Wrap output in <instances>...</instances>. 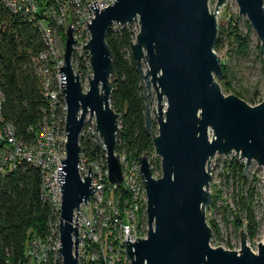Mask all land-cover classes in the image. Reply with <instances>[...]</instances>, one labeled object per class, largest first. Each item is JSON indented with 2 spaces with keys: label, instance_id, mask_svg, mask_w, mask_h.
I'll list each match as a JSON object with an SVG mask.
<instances>
[{
  "label": "water",
  "instance_id": "1",
  "mask_svg": "<svg viewBox=\"0 0 264 264\" xmlns=\"http://www.w3.org/2000/svg\"><path fill=\"white\" fill-rule=\"evenodd\" d=\"M226 0H216L215 10ZM259 39L264 58V0H235ZM209 0H115L99 9L88 6L93 18L90 38L83 45L92 75L83 89L72 64L75 39L66 29L63 65L59 67L62 93L67 106L66 156L60 159L57 180L61 191L58 256L61 264L78 263L77 215L74 210L92 194L91 172L83 179L78 164L79 135L86 118H94L97 142L106 151L108 179L122 181V168L115 152L120 137L118 114L111 108L114 65L106 41L114 25L138 22L130 52L144 89V126L151 134L160 158L159 177H154L147 154L138 157L139 173L146 191V237L125 240L130 264H264V232L254 252L240 229L239 251L210 245L211 227L205 210L210 205L209 164L217 155L244 160V173L251 161L262 167L264 190V98L249 105L234 94L224 95L217 80L223 77L214 50L218 23ZM144 65V66H143ZM152 86L157 99V133L152 129L146 96ZM151 96V95H150ZM152 100V98H151ZM153 104V103H152ZM211 131V137H209Z\"/></svg>",
  "mask_w": 264,
  "mask_h": 264
},
{
  "label": "built area",
  "instance_id": "2",
  "mask_svg": "<svg viewBox=\"0 0 264 264\" xmlns=\"http://www.w3.org/2000/svg\"><path fill=\"white\" fill-rule=\"evenodd\" d=\"M95 1L101 9L115 0H53L48 4H41V0H0L8 11L36 28L44 46L31 56V67L45 103L39 121L29 127L32 137L28 141L21 140L14 125L4 118V97L0 89V177L17 170L24 163L34 167L41 177V199L51 211L45 233L30 238L25 245L26 264H46L51 256L60 259L57 250L60 244L61 189L57 173L61 169L60 159L66 156L67 106L60 86L59 67L63 65L64 41L69 25L76 40L72 58L78 52L85 53L82 47L90 38L85 24H89L94 16L88 6ZM209 3L210 11H215L218 17L224 5L215 10V5L210 6ZM94 125V118H86L79 135L78 170L83 179L90 166L88 176L91 177L92 194L86 204L82 202L78 211L74 210L73 223L77 215L78 224V263L130 264L125 255V240L146 237L147 230L146 191L140 178L138 159H130L123 149L115 150L122 168V181L120 184L110 183L105 147L102 142H97L96 133L98 138L99 134ZM84 141L99 147L100 152L95 158L89 159ZM148 161L151 170L155 169L150 156ZM212 168L210 161L211 179ZM152 174L159 177L161 171L155 169Z\"/></svg>",
  "mask_w": 264,
  "mask_h": 264
},
{
  "label": "trees",
  "instance_id": "3",
  "mask_svg": "<svg viewBox=\"0 0 264 264\" xmlns=\"http://www.w3.org/2000/svg\"><path fill=\"white\" fill-rule=\"evenodd\" d=\"M50 1L53 0H41V4ZM232 27V44H236L238 53H246L248 36L240 34L236 23ZM225 29L224 22H218L215 51L224 45ZM136 33L128 25H117L106 34L114 65L109 103L118 114L120 124V137L115 150H125L132 160H137L142 154L150 156L153 150L151 134L144 126V87L130 52V43ZM43 47L36 28L0 3V89L4 97L2 111L4 118L14 125L17 135L23 141L32 137L29 127L37 124L45 103L31 67V56ZM221 66L222 79L229 81L228 66L223 63ZM84 145L89 159L99 154L96 144L84 141ZM230 163L232 169L238 171L244 179L243 164L235 159ZM156 169H159L158 163ZM152 171L155 169L152 168ZM245 183L243 180L241 185L245 186ZM40 187L38 170L27 163L0 177V264H26L27 241L45 233L51 211L41 199ZM245 192L239 197L238 208L245 213L246 232L252 237L259 226L253 209L255 194L251 185ZM46 264H61V261L51 256Z\"/></svg>",
  "mask_w": 264,
  "mask_h": 264
},
{
  "label": "rangeland",
  "instance_id": "4",
  "mask_svg": "<svg viewBox=\"0 0 264 264\" xmlns=\"http://www.w3.org/2000/svg\"><path fill=\"white\" fill-rule=\"evenodd\" d=\"M215 2L216 0H210V6H214ZM218 22H224L226 29L223 36L224 45L220 50L216 51V53L220 63L225 64L229 68V81L223 79L217 80L220 90L224 95L234 94L249 105H256L264 98V58L260 53L259 39L252 29L247 17L245 15H239L235 0L225 1L222 12H220L217 17V23ZM235 23L240 34L242 36H248V51L246 53H238L236 44H232V26H234ZM128 26L136 32L139 29L137 21ZM112 27H117V24H114ZM85 54L87 55V52H78V54L71 59L72 67L75 72L78 71L84 90L88 87V76L90 77L92 75ZM143 87L147 95L148 90L145 86V81H143ZM146 99L151 111L152 129L154 133H157L156 117L152 111L154 106L155 112H157V99L152 86L150 87V94L146 96ZM250 99H253V101ZM209 137H211V131H209ZM150 157L155 169L156 164H159V169L156 170L160 172V158L156 155L154 149L150 152ZM232 159L243 164L244 171V160L236 159L234 153L230 154L228 157L216 154L211 160L213 176L210 181L209 190L212 194V199L210 205L205 210L206 221L211 227L210 245L239 251V230L242 229L246 233V243L252 251L256 252L258 243L262 242L264 232L263 170L262 167L253 160L244 173L245 178L243 179V177L239 176L238 171L232 169L230 165ZM243 180L246 181L245 186L241 185ZM249 185L252 186L255 194L253 209L256 220L259 223L256 234L252 237L248 236L246 232L245 213L240 212L238 208L239 197L241 194L246 193V188L249 187Z\"/></svg>",
  "mask_w": 264,
  "mask_h": 264
}]
</instances>
